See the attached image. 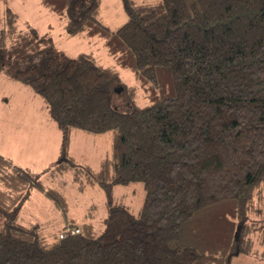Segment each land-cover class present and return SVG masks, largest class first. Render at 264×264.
<instances>
[{"label":"trees","instance_id":"obj_1","mask_svg":"<svg viewBox=\"0 0 264 264\" xmlns=\"http://www.w3.org/2000/svg\"><path fill=\"white\" fill-rule=\"evenodd\" d=\"M124 2L129 19L113 29L102 0L40 1L69 37H100L111 66L92 53L68 57L6 14L0 72L34 89L61 134L50 176L72 168L80 189L104 191L108 213L99 235L92 223L70 224L76 234L21 223L33 189L65 219L69 206L39 172L0 153V264H231L264 245L250 219L264 212V0ZM119 68L133 72L138 85L127 90H143L149 105H113ZM75 130L118 131L99 170L70 155ZM136 181L145 190L138 217L113 197Z\"/></svg>","mask_w":264,"mask_h":264},{"label":"rangeland","instance_id":"obj_2","mask_svg":"<svg viewBox=\"0 0 264 264\" xmlns=\"http://www.w3.org/2000/svg\"><path fill=\"white\" fill-rule=\"evenodd\" d=\"M41 0H0V32L5 27L6 14L10 10L17 16V27L23 28L25 22L32 24L40 34L47 33L56 47L68 57L79 53H92L104 66L115 64L108 54L100 37H69L65 30L63 17L49 11L40 4ZM136 4L154 3L157 0H133ZM101 17L105 24L117 29L129 19L124 0H102ZM120 69L122 86L117 89L113 105L123 111L138 106L149 105L144 91L136 89L132 96L127 90L138 85L133 72ZM118 135L117 130L102 136H93L82 130L73 133L70 155L81 164H88L99 170L101 161L112 152V144ZM55 136L56 141H55ZM61 134L48 112V106L30 86L0 72V153L11 158L16 164L30 167L39 172L43 182L64 193L68 206V218L53 201L40 191L33 189L31 197L25 201L19 221L23 224L41 223L47 226L48 233H58L65 226L92 223L95 234L104 230L107 216L106 195L98 186L80 189L85 179L75 180L72 168L56 172L50 176L52 168L59 159ZM114 202L126 206L136 217L140 216L145 200L144 185L141 181L129 185H117L113 190ZM93 214V215H90ZM253 231H264V212L251 214ZM73 220V221H72ZM79 229V228H78ZM64 235V234H63ZM260 235V236H261ZM260 239H255L259 242ZM259 254L233 257L231 264H264V245H256Z\"/></svg>","mask_w":264,"mask_h":264},{"label":"built area","instance_id":"obj_3","mask_svg":"<svg viewBox=\"0 0 264 264\" xmlns=\"http://www.w3.org/2000/svg\"><path fill=\"white\" fill-rule=\"evenodd\" d=\"M68 232L71 233V234H76V233H79V232H80V229H78V228H70V229H68ZM63 234L65 235V233H62V234L60 235L61 238L64 237Z\"/></svg>","mask_w":264,"mask_h":264},{"label":"crops","instance_id":"obj_4","mask_svg":"<svg viewBox=\"0 0 264 264\" xmlns=\"http://www.w3.org/2000/svg\"><path fill=\"white\" fill-rule=\"evenodd\" d=\"M56 138H57V137L55 136V141H56ZM60 144H61V140H60ZM70 148H71V145H70ZM59 152H60V147H59ZM69 153H70V152H69ZM104 158H105V157H104ZM104 158H103V159H104ZM103 159H102V160H103ZM78 163H79V162H78ZM80 164H81V163H80ZM101 164H102V161H101ZM100 167H101V165H100ZM29 168H30V167H29ZM31 169H32V168H31ZM93 169H94V168H93ZM99 169H100V168H99ZM91 187H92V186H91ZM90 215H93V214H90ZM67 218H68V217H67ZM72 221H73V220H72ZM69 224H72V223H69ZM83 224H84V223H83Z\"/></svg>","mask_w":264,"mask_h":264}]
</instances>
